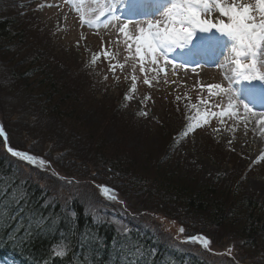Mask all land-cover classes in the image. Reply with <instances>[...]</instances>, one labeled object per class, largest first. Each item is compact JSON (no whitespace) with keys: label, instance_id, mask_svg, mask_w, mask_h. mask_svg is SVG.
I'll return each mask as SVG.
<instances>
[{"label":"rangeland","instance_id":"374dc122","mask_svg":"<svg viewBox=\"0 0 264 264\" xmlns=\"http://www.w3.org/2000/svg\"><path fill=\"white\" fill-rule=\"evenodd\" d=\"M6 1L5 13L20 14L23 25L29 27L30 45L22 49L12 47L9 49L11 54L0 57V125L4 128L0 140L6 135L7 141L0 143V152L16 161L24 175L51 194L61 199L78 196L87 211L101 217L114 216L108 220L121 228L126 227L125 219H129L127 223L130 225L147 227L163 242L210 264H264L263 256L251 252L248 246L236 240L234 230L212 226L207 217L201 219L181 214L174 219L156 201L146 197L150 195L149 187L143 195L132 187L128 189L127 185H119L115 176L95 164L91 154L79 152L85 148L69 139L66 130L60 129L65 123L59 125L40 103H32L12 75L18 62L27 64L31 56H39L42 69L57 82L69 84L71 78L77 82L76 86L79 85L82 98L76 109L85 115L80 117L78 124L103 127V112L110 116L111 112L121 111L118 120L113 121L117 123L105 130L104 137L112 145L121 141L119 136L124 135L123 132L128 133L122 138L123 143L127 141V149L131 152L158 153L173 129L188 130V135L178 140V146L169 155L172 164L169 165L167 159L170 158L167 157L160 166H170L171 170L179 164L181 175L187 174L201 185L215 184L224 191L237 179L246 196L263 201L264 160L258 158L264 150L250 141L255 139L250 127L256 118L245 112L243 104L247 103L255 115L264 113V110L252 107L248 102L250 98L240 94L237 82L231 83L230 80L236 79L235 73L238 72L234 61L247 62L243 55H237L242 51L240 45L227 34L212 30L222 44L215 62H195L197 59L192 57L191 49L184 59L175 60L178 52L174 47L167 57L158 51L154 64L150 55H144L143 60L138 58L136 41L129 38L139 37L141 29L148 33L149 25L157 22L163 30L174 16L159 10L181 11L185 0H171V3L165 0L159 10L143 6V0ZM151 2L157 4L160 0ZM222 2L227 5L231 0ZM244 2L254 3V0ZM133 3L142 4L138 11L144 9V14H137V9L131 7ZM108 6L112 9L109 10ZM199 7L203 11V5ZM208 7L209 11L204 14L206 19L229 22L219 13L215 0H209ZM124 25L128 26L127 35L120 31ZM155 30L154 27L151 29ZM201 34L194 30L193 37L202 36L214 41L212 36ZM193 37L192 41H198ZM105 51L110 56L106 57ZM255 51L254 71L257 76L264 75V45ZM189 57L192 58L188 62ZM112 65L117 66L115 72L111 70ZM17 69L20 71L22 67ZM146 80L149 83H145ZM257 80L264 90V80ZM243 81L250 85L249 80ZM215 84L222 85L224 90L210 92L207 86ZM85 86L87 89H82ZM35 87V100L42 102ZM87 91L91 92H88L90 96ZM126 95L132 99H126ZM261 97L264 99V95L258 96ZM221 112L225 114L221 115ZM205 113L215 115H208L207 122H204L200 116ZM6 146L27 151L48 163H29L12 155ZM153 170L151 176L156 175ZM98 185L115 189V198L101 195ZM181 228L185 231L180 232ZM192 236L201 237V240L208 237L211 242L205 248L200 240H190Z\"/></svg>","mask_w":264,"mask_h":264},{"label":"trees","instance_id":"16d2710c","mask_svg":"<svg viewBox=\"0 0 264 264\" xmlns=\"http://www.w3.org/2000/svg\"><path fill=\"white\" fill-rule=\"evenodd\" d=\"M7 7V1L0 0V57L4 58L11 54L10 48L30 45L29 27L23 25L20 14L5 13ZM17 68L12 75L19 89L32 103H40L59 125L65 123L60 129L85 148L79 152L91 154L95 164L115 176L119 185L143 195L149 187L146 197L156 201L168 216L207 217L212 226L234 230L237 241L264 257V200L246 196L237 179L224 191L181 175L179 164L171 170L160 166L167 157L172 164L169 155L185 137L183 129H173L158 153L129 151L122 138L128 136L126 132L119 136L120 142L108 144L105 130L115 126L113 121L121 111L110 116L103 112V127L78 124L85 114L76 109L82 92L75 80L60 84L42 69L39 56H31L27 64L18 62ZM83 79L86 82V77ZM35 86L42 102L35 100ZM151 169L156 175L151 176ZM110 217L114 216L90 213L78 196L61 199L51 194L0 152V264H210L163 242L147 227L130 225L125 219L126 227L121 228L109 221ZM59 251L64 255L57 256Z\"/></svg>","mask_w":264,"mask_h":264},{"label":"snow or ice","instance_id":"6c2138e0","mask_svg":"<svg viewBox=\"0 0 264 264\" xmlns=\"http://www.w3.org/2000/svg\"><path fill=\"white\" fill-rule=\"evenodd\" d=\"M171 3V0H170ZM151 0H143V6H150ZM209 0H185L183 5V10L172 13L170 9L161 8L160 13L168 12L169 15L174 16L171 19L170 23L163 26L161 30V25L159 22L156 25H149L150 31L148 33L144 32V29L140 30L139 37L129 38L135 39L136 48L135 51L138 54L140 60L144 59V55H150L152 57V63L157 62V52L163 54L167 57L168 52L174 47L190 49L193 45L192 37L194 35V30H199L200 32H212L216 30L222 34H227L233 41L237 42L241 47V52L237 55H243L244 60L247 62H242L241 59H236L234 63L237 65L238 72L237 77L233 81L234 83L238 82L240 78L243 80H264V75L257 76L254 69L256 68V49L260 45H264V0H254V3H245L244 0H231V3L225 5L222 0H215V6L219 8V13L223 17H227L229 22L220 20L218 23L215 21H210L205 18V13L209 11ZM200 5H203V11L200 9ZM109 10L112 9V6H108ZM90 23V21L88 22ZM127 25H124L120 31L121 33H126ZM155 28V31H151L152 28ZM191 46L189 47V44ZM131 47V45H129ZM206 50V49H202ZM106 57L110 56V53L107 51L104 52ZM95 59V57H94ZM116 65L111 66V70L115 72ZM123 67V65H120ZM141 71H144L143 66H141ZM135 80V76H133ZM149 83V81H145ZM209 91L213 89L223 91L222 85H208ZM133 91H135V86H133ZM126 99H132L131 96L125 97ZM239 98V97H237ZM195 107V105H193ZM245 112H252V109L249 108L247 103L243 104ZM231 109V104L229 105ZM199 114V113H198ZM224 112H221V115H224ZM145 115V113H141ZM208 115H215V113H205L200 116V120L207 122ZM199 123V121H197ZM248 122L245 121V124ZM258 125H264V113H261L257 119ZM191 129V125L188 126ZM0 134H4V128L0 125ZM184 136L188 135V130H185L183 133ZM0 143H7L6 135L4 140H0ZM12 155L20 157L29 163L39 162L41 164H47L41 157L32 155L27 151L16 150L13 147H8L7 149ZM258 159L264 160V154H262ZM101 195L109 198H115V189L110 188L107 185H98ZM185 229L181 228L180 232H184ZM190 240L196 242L200 240L204 247L207 248L210 241V238L204 237L201 240V237L192 236ZM57 256H63L64 252L59 251L56 253Z\"/></svg>","mask_w":264,"mask_h":264},{"label":"bare ground","instance_id":"6f19581e","mask_svg":"<svg viewBox=\"0 0 264 264\" xmlns=\"http://www.w3.org/2000/svg\"><path fill=\"white\" fill-rule=\"evenodd\" d=\"M191 46V44L189 45ZM236 77H237V73H235ZM231 83H233V81L235 80V78H230ZM241 83L243 84V86L241 85ZM250 86L251 87H246L245 83L242 81V78L239 79V81L237 82V88L240 89L241 91H247L250 95H252V93L254 92V89L259 88L258 87V80H250ZM263 92V91H262ZM254 94H259L258 92L254 93ZM256 103H262L263 102V98H257L256 100H254ZM263 105H261V107H263ZM261 113H258L255 116V121H253V125L250 127V131L253 133L254 132V138L255 139H251L250 141H252L256 147H259L261 150H264V125H258L257 124V119L259 117ZM255 124V125H254Z\"/></svg>","mask_w":264,"mask_h":264},{"label":"water","instance_id":"95a60500","mask_svg":"<svg viewBox=\"0 0 264 264\" xmlns=\"http://www.w3.org/2000/svg\"><path fill=\"white\" fill-rule=\"evenodd\" d=\"M8 148L6 147V150H7Z\"/></svg>","mask_w":264,"mask_h":264}]
</instances>
